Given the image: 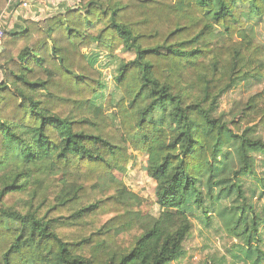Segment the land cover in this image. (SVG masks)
Here are the masks:
<instances>
[{"label": "trees", "instance_id": "trees-1", "mask_svg": "<svg viewBox=\"0 0 264 264\" xmlns=\"http://www.w3.org/2000/svg\"><path fill=\"white\" fill-rule=\"evenodd\" d=\"M262 15L264 0H81L6 30L0 264H170L185 253L190 210L208 213L222 198L235 201L221 213L243 242L237 257L260 263L264 213L241 178L264 184V139L252 127L264 122V93L231 124L215 106L236 82L264 77L247 20ZM93 43L135 55L119 66L118 103L107 101L119 125L95 103L103 84L84 52ZM129 143L148 155L159 216L122 178Z\"/></svg>", "mask_w": 264, "mask_h": 264}, {"label": "rangeland", "instance_id": "rangeland-1", "mask_svg": "<svg viewBox=\"0 0 264 264\" xmlns=\"http://www.w3.org/2000/svg\"><path fill=\"white\" fill-rule=\"evenodd\" d=\"M0 13V16L7 4ZM81 1V0H80ZM79 1V2H80ZM248 27L253 26L258 36V43L264 46V15L261 17L247 16ZM24 26L14 27L8 31H22ZM87 59L93 64L95 70L99 73L100 80L103 84L102 89L95 97V103L104 106L105 110L110 104L107 102L111 99L112 106H115L122 96V90L116 84V76L118 74L121 62L129 61L134 58L132 51H126L122 48L114 53L99 51L97 44L93 43L84 50ZM264 55V54H262ZM264 59V57H263ZM3 74L0 69V81ZM264 93V77L248 79L236 82L225 93H223L215 106V114H224L225 120L232 123V120H238L239 112L246 102L257 93ZM264 102L263 100H261ZM114 108L110 107L106 110V115L111 117L116 125L119 120L114 115ZM255 136L264 139V122L252 125ZM136 138L139 137L138 132H134ZM128 153L132 154L127 169L122 176L127 186L142 197V210L145 213L159 216L160 208L157 203L156 182L147 173L148 155L141 150H137L136 146L128 144ZM256 169L260 178L264 179V154H256ZM120 176L119 172H116ZM244 189L247 194L248 201L256 207L257 212L262 215L264 213V184L259 182L258 178L246 176L241 178ZM235 203L233 198H222L218 204L209 208L208 213H204L202 209L190 210L191 219L193 221V229L190 236L184 242L185 253L178 260L170 264H251L250 261H242L239 259L243 247V242L238 237L229 232L227 221L229 216H224L221 209ZM208 205H212L210 201ZM209 206V207H210ZM260 263L264 264V219L260 225Z\"/></svg>", "mask_w": 264, "mask_h": 264}, {"label": "crops", "instance_id": "crops-1", "mask_svg": "<svg viewBox=\"0 0 264 264\" xmlns=\"http://www.w3.org/2000/svg\"><path fill=\"white\" fill-rule=\"evenodd\" d=\"M80 0H11L0 16L1 24L7 29L24 26L27 19L42 20L67 8L76 7ZM27 2V6H23Z\"/></svg>", "mask_w": 264, "mask_h": 264}, {"label": "built area", "instance_id": "built-area-1", "mask_svg": "<svg viewBox=\"0 0 264 264\" xmlns=\"http://www.w3.org/2000/svg\"><path fill=\"white\" fill-rule=\"evenodd\" d=\"M27 5H28L27 2H23V6H27ZM6 30L7 29L0 22V52L3 49V42H4V37H5Z\"/></svg>", "mask_w": 264, "mask_h": 264}]
</instances>
